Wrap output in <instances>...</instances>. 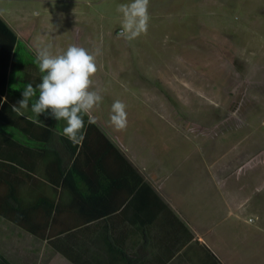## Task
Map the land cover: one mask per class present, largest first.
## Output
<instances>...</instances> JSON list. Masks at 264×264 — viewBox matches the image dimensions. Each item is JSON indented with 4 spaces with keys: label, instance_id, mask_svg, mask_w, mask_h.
<instances>
[{
    "label": "crops",
    "instance_id": "crops-1",
    "mask_svg": "<svg viewBox=\"0 0 264 264\" xmlns=\"http://www.w3.org/2000/svg\"><path fill=\"white\" fill-rule=\"evenodd\" d=\"M1 1L15 39L10 48L0 26V197L27 228L0 217V255L10 264H264V201L253 203L263 180L242 175L233 159L188 151L160 111L128 107L127 127L116 130L111 106L128 99L106 93L112 83L95 74L91 90L103 99L81 114L80 145L50 109L31 111L38 90L23 115L14 112L25 86L44 75L33 44L94 54L96 40L90 31L38 35Z\"/></svg>",
    "mask_w": 264,
    "mask_h": 264
},
{
    "label": "rangeland",
    "instance_id": "rangeland-1",
    "mask_svg": "<svg viewBox=\"0 0 264 264\" xmlns=\"http://www.w3.org/2000/svg\"><path fill=\"white\" fill-rule=\"evenodd\" d=\"M130 2L1 4L38 35L90 31L100 50L97 78L112 83L106 93L126 97V108L160 111L162 124L176 129L188 151L233 159L242 175L260 177L256 184L263 185L264 0H149L147 33L127 41L117 36V6ZM255 197L253 203L264 201V192Z\"/></svg>",
    "mask_w": 264,
    "mask_h": 264
},
{
    "label": "clouds",
    "instance_id": "clouds-1",
    "mask_svg": "<svg viewBox=\"0 0 264 264\" xmlns=\"http://www.w3.org/2000/svg\"><path fill=\"white\" fill-rule=\"evenodd\" d=\"M148 6L149 0H131L130 3L118 5L122 26L117 36L132 41L146 34L150 20ZM50 47L37 50L36 63L44 75L35 87L31 83L25 86L19 106L13 107V111L23 115L20 110L29 107V101L37 96L38 90L39 95L32 103L31 111L39 116L50 109L54 119L66 121L63 135L74 145H80L84 140L81 114H88L99 107L103 99L99 90H91L92 78L98 71L96 56L100 50L96 49L93 54L73 44L61 54L54 55ZM95 122V119H89L90 124ZM109 123L116 130L127 127L126 105L122 101L116 100L112 104Z\"/></svg>",
    "mask_w": 264,
    "mask_h": 264
},
{
    "label": "trees",
    "instance_id": "trees-1",
    "mask_svg": "<svg viewBox=\"0 0 264 264\" xmlns=\"http://www.w3.org/2000/svg\"><path fill=\"white\" fill-rule=\"evenodd\" d=\"M0 26L8 33L10 36V48H12L15 36L14 33L8 28L6 23L0 19ZM10 52V51H9ZM0 185H5L4 183H0ZM8 199L0 197V217L12 222L13 224H16L18 226H22L24 228H27L25 221H24V215L23 214H17L12 212V210L7 205ZM28 230H31L28 228ZM0 264H10L3 256L0 255Z\"/></svg>",
    "mask_w": 264,
    "mask_h": 264
}]
</instances>
